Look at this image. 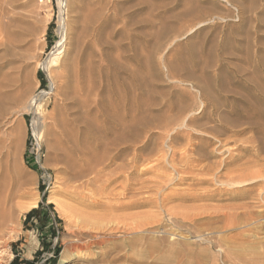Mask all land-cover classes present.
I'll use <instances>...</instances> for the list:
<instances>
[{
	"label": "rangeland",
	"instance_id": "obj_1",
	"mask_svg": "<svg viewBox=\"0 0 264 264\" xmlns=\"http://www.w3.org/2000/svg\"><path fill=\"white\" fill-rule=\"evenodd\" d=\"M71 2L5 7L0 264H264V0Z\"/></svg>",
	"mask_w": 264,
	"mask_h": 264
},
{
	"label": "bare ground",
	"instance_id": "obj_2",
	"mask_svg": "<svg viewBox=\"0 0 264 264\" xmlns=\"http://www.w3.org/2000/svg\"><path fill=\"white\" fill-rule=\"evenodd\" d=\"M58 1H60V6H61V10L65 13V11H68V7L71 5V1H74V0H58ZM78 1V0H77ZM83 1V0H82ZM16 2V0H0V34L2 33V32H4V29H5V24H4V21H3V19L4 18H6L7 17V15H6V12H5V7H7V6H13L14 5V3ZM93 2V1H92ZM75 3H77V2H75ZM86 3L88 4L89 3V1L87 2L86 1ZM84 4V3H83ZM82 4V5H83ZM91 4V6H92V3H90ZM90 4H88V6L90 5ZM80 5H81V3H80ZM86 5V4H85ZM84 6V5H83ZM106 6V5H105ZM73 7V6H72ZM75 7H73V9H74ZM82 8V7H81ZM84 8V7H83ZM114 8V7H113ZM8 9V8H7ZM9 10V9H8ZM78 10V9H77ZM82 10V9H81ZM93 10V9H92ZM91 10V11H92ZM95 10H97V9H95ZM70 11V10H69ZM81 12V11H80ZM83 12H85V11H83ZM69 13V12H68ZM76 13V12H75ZM8 14V13H7ZM13 14V13H12ZM9 15V14H8ZM70 15V14H69ZM72 15V14H71ZM75 15V14H74ZM81 15H83V14H81ZM68 16V15H67ZM11 17V16H10ZM14 17V16H13ZM64 17V16H63ZM62 17V18H63ZM83 17V16H82ZM81 17V18H82ZM9 18V17H8ZM73 18V17H72ZM66 19V18H65ZM97 19H99L98 17H97ZM96 19V20H97ZM70 20V19H69ZM69 20H67V21H69ZM72 20V19H71ZM78 20V19H77ZM76 20V21H77ZM10 21H11V19H10ZM61 21V20H60ZM73 21V20H72ZM71 21V22H72ZM75 21V20H74ZM65 22V21H64ZM9 24V23H8ZM79 25L81 24V23H78ZM77 25V24H76ZM90 26V25H89ZM9 27V26H8ZM72 27H73V25H72ZM71 27V28H72ZM75 27V26H74ZM66 25L63 23V25L61 26V28H60V30H61V40H60V42H58V44H56L55 46H54V48H53V50H52V52H51V54L53 55V57L52 58H50V59H47L46 61H44V62H42V67L43 68H45L46 70H48V73H49V75L51 74L50 72H49V68L51 67V65H53V64H55V61L57 60V57L59 56V55H61V53L63 52V49H62V47L64 46L63 45V42H64V39H65V31H66ZM13 29V28H12ZM69 29H70V26H69ZM88 29V28H87ZM22 30V29H21ZM71 30V29H70ZM69 30V31H70ZM72 31H74V30H72ZM76 31H77V28H76ZM8 33H9V31H8ZM12 33V32H11ZM10 33V34H11ZM71 34V33H70ZM2 35H4V34H1L0 36H2ZM8 37L9 38H11L12 36L11 35H8ZM69 37V36H68ZM77 37H78V35H77ZM8 38V39H9ZM67 38V37H66ZM70 38H72V37H70ZM4 39V36H3V38H2V40ZM15 39V38H14ZM19 39V37L17 38L16 37V40H18ZM75 39V38H74ZM11 40V39H10ZM76 40V39H75ZM84 40V39H83ZM71 41H73V39H71ZM0 42L2 43V41L0 40ZM106 42V41H105ZM0 43V44H1ZM3 43H5L4 41H3ZM2 43V44H3ZM7 43V42H6ZM23 43V42H22ZM67 43V42H66ZM69 43V42H68ZM84 43H85V41H84ZM72 44V43H71ZM73 44H74V42H73ZM67 46V45H66ZM72 47H73V45H72ZM69 48V47H68ZM12 49V48H11ZM69 50V49H68ZM67 50V51H68ZM75 50V49H74ZM7 51H9V50H7ZM73 51V50H72ZM11 53V52H10ZM67 53H70V52H67ZM2 54V53H1ZM7 55V54H6ZM12 56V55H11ZM82 56V55H81ZM85 56V55H84ZM62 57H63V55H62ZM61 57V58H62ZM65 57V56H64ZM67 58V57H66ZM83 58V56L81 57V59ZM85 58V57H84ZM83 58V59H84ZM60 59V58H59ZM58 59V60H59ZM63 60V59H62ZM66 60V59H65ZM80 61V60H79ZM82 61V60H81ZM84 61V60H83ZM58 62V61H57ZM59 62H61V60H59ZM81 63V62H80ZM61 64V63H60ZM59 64V65H60ZM66 64V63H65ZM58 65V66H59ZM61 65H63V64H61ZM60 65V66H61ZM80 65H83V64H80ZM63 67V66H62ZM60 68V67H59ZM64 68V70H65V67H63ZM62 68V69H63ZM84 68V67H83ZM86 68V67H85ZM69 69V68H68ZM71 69V68H70ZM78 70V69H77ZM81 70V69H80ZM51 71V70H50ZM85 71H86V69H84V71L82 70V71H78V72H82V74H84L85 73ZM62 72H64V71H62ZM68 73H69V71H68ZM67 73V74H68ZM87 73V72H86ZM78 75H79V73H77ZM87 75V74H86ZM58 76H59V74H58ZM80 76V75H79ZM85 75H83V77H84ZM82 77V80L83 79H85V77L83 78ZM78 78V77H77ZM79 81V80H78ZM7 83V82H6ZM56 83V82H55ZM70 83V82H69ZM84 83V82H83ZM85 83H86V81H85ZM99 84V83H98ZM88 84L86 83V86H87ZM68 86V85H67ZM85 86V87H86ZM96 86V85H95ZM86 89V88H85ZM86 91H87V89H86ZM65 92V91H64ZM62 93V92H61ZM68 95V94H67ZM81 97V96H80ZM10 98H15V96H13V97H10ZM67 98V97H66ZM68 98H69V96H68ZM81 98H83V97H81ZM33 101V100H32ZM65 101V100H64ZM75 102V101H74ZM1 104V103H0ZM39 105V104H38ZM28 107V106H27ZM181 107V106H180ZM29 108L32 110V112L33 113H35V114H41L42 112H40L39 111V107L37 106V104H36V100L35 101H33L32 103H31V105L29 106ZM167 112V111H166ZM177 112V111H176ZM175 112V113H176ZM47 113V112H46ZM163 113V112H162ZM124 114V113H123ZM163 115V114H162ZM155 116V115H154ZM157 117V116H156ZM155 117V118H156ZM161 117V116H160ZM164 117V116H163ZM64 119V118H63ZM61 120V119H60ZM67 120V119H66ZM65 120V121H66ZM140 120V119H139ZM162 120H163V118H162ZM134 121V120H133ZM145 121V120H144ZM59 122V121H58ZM67 122V121H66ZM65 122V123H66ZM34 123H35V130L38 128V129H40L39 127L41 126V121H40V118H37L36 116H35V120H34ZM63 123H64V121H63ZM64 123V124H65ZM59 124V123H58ZM61 125H62V123H60ZM63 124V125H64ZM62 125V126H63ZM61 126V127H62ZM65 126V125H64ZM68 126H69V124H68ZM154 126V125H153ZM156 127V126H155ZM34 128V127H33ZM65 128H67V127H65ZM146 128V127H145ZM42 130V129H41ZM40 130V131H41ZM66 130V129H65ZM68 130V129H67ZM36 132V131H35ZM132 132H135V131H132ZM69 133V132H68ZM44 134V133H43ZM131 134V133H130ZM124 139V137H123V135H121V136H119L118 137V140H123ZM117 140V139H116ZM105 154V153H104ZM158 158V157H157ZM162 158V157H161ZM126 159V158H125ZM1 160V159H0ZM103 163V162H102ZM90 170V169H89ZM90 175V174H89ZM162 178V177H161ZM158 179V178H157ZM250 180V179H249ZM255 180V179H254ZM239 181V180H238ZM164 182V181H163ZM3 205V204H2ZM33 206H36V203H34L33 204ZM2 211H4V208H3V210ZM0 213H1V211H0ZM63 214H64V212H63ZM0 217H1V215H0ZM263 219V218H262ZM4 223V222H3ZM137 223V222H136ZM1 224V223H0ZM144 224V223H143ZM139 225V224H138ZM95 226V225H94ZM141 227H143V226H141ZM4 228L5 227H3L2 225H0V240L1 239H3L4 238V236H5V230H4ZM136 230H137V228H135ZM130 230V229H129ZM133 230V229H132ZM171 240V239H170ZM2 241V240H1ZM1 243V242H0ZM2 247V246H1ZM3 253V250H1L0 251V258H1V254ZM7 257V256H6ZM3 258V257H2ZM1 261V260H0Z\"/></svg>",
	"mask_w": 264,
	"mask_h": 264
},
{
	"label": "trees",
	"instance_id": "obj_3",
	"mask_svg": "<svg viewBox=\"0 0 264 264\" xmlns=\"http://www.w3.org/2000/svg\"><path fill=\"white\" fill-rule=\"evenodd\" d=\"M41 189L43 190V188L41 187ZM54 206L53 204H50L48 209H52ZM40 210L39 208H33L31 209L27 215H26V219H25V225L30 224L31 222H34V219L37 217V215L39 214ZM44 220L41 222L42 226L47 225L48 221H49V216H45L43 218ZM58 219V218H57ZM59 220V219H58ZM60 221V220H59ZM46 243V242H45ZM47 248H49V246H47ZM39 253V252H38ZM58 253V252H57ZM54 261V260H53ZM10 264H34L33 261L30 260H20V258L18 256H15V258L11 261Z\"/></svg>",
	"mask_w": 264,
	"mask_h": 264
},
{
	"label": "built area",
	"instance_id": "obj_4",
	"mask_svg": "<svg viewBox=\"0 0 264 264\" xmlns=\"http://www.w3.org/2000/svg\"><path fill=\"white\" fill-rule=\"evenodd\" d=\"M41 135L42 132L41 134H37L35 131L32 132V150L30 151V155L32 156V158H38L37 161L39 160V158H41L42 155V147L40 145Z\"/></svg>",
	"mask_w": 264,
	"mask_h": 264
}]
</instances>
